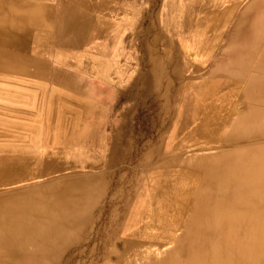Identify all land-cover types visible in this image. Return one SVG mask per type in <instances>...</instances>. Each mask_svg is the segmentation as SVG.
Returning a JSON list of instances; mask_svg holds the SVG:
<instances>
[{
  "label": "bare ground",
  "instance_id": "obj_1",
  "mask_svg": "<svg viewBox=\"0 0 264 264\" xmlns=\"http://www.w3.org/2000/svg\"><path fill=\"white\" fill-rule=\"evenodd\" d=\"M164 2L0 0V264H264V0ZM122 4L168 125L93 169L73 147L112 99L72 63L109 52Z\"/></svg>",
  "mask_w": 264,
  "mask_h": 264
},
{
  "label": "rangeland",
  "instance_id": "obj_2",
  "mask_svg": "<svg viewBox=\"0 0 264 264\" xmlns=\"http://www.w3.org/2000/svg\"><path fill=\"white\" fill-rule=\"evenodd\" d=\"M148 1L150 3L148 14L152 15L151 17H155L162 6H165V0ZM137 7L136 9V7L132 8L131 5L122 4L119 7L120 9L116 11L114 30L111 32L112 35L109 39L111 44L108 42V46L110 47L108 53H104V55H91L87 59H84L83 55L78 54L75 56L76 59H74L76 61L72 63L79 70H81L82 66L86 65L88 67L87 70L82 72L89 74L90 79L102 82L108 80L105 83L108 87L107 96L109 95L112 100L105 101L106 103L104 101L100 102V110L91 117L90 122L93 123L91 129L73 147V150L78 155H81L80 159L87 161L91 167L97 164L94 165L96 169H100L103 166V159L110 152L108 148L115 132L120 133L122 144H125V141L128 139L131 140L130 147L133 155L138 156L144 151L147 144L159 138L168 125V118L166 116L160 120L158 118L162 100L158 99L159 97L156 98L155 91L141 94L140 87L138 86V75L146 68V58L141 55L138 56L133 52L132 48H130L131 41L129 38L132 32L135 29L138 30L139 25H141L137 19L140 15L138 11L140 7ZM171 12L174 11L165 9V17ZM149 20L147 18L142 26L148 25L150 23ZM116 25L118 28H116ZM166 25V32L168 35H172L171 27H174L175 24H172L169 20ZM182 45L186 47L187 43H182ZM157 47H165V43L160 41ZM172 63L167 66V69L171 71L170 75L174 84L178 86L179 82L175 80L172 73L174 64ZM135 81L137 85H132L133 93L130 94V82Z\"/></svg>",
  "mask_w": 264,
  "mask_h": 264
}]
</instances>
